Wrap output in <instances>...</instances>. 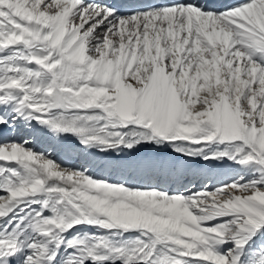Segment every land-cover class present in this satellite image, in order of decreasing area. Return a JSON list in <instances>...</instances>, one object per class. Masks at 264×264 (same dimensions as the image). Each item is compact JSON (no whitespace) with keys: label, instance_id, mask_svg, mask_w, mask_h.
<instances>
[{"label":"snow or ice","instance_id":"6c2138e0","mask_svg":"<svg viewBox=\"0 0 264 264\" xmlns=\"http://www.w3.org/2000/svg\"><path fill=\"white\" fill-rule=\"evenodd\" d=\"M0 264H264V0H0Z\"/></svg>","mask_w":264,"mask_h":264},{"label":"rangeland","instance_id":"374dc122","mask_svg":"<svg viewBox=\"0 0 264 264\" xmlns=\"http://www.w3.org/2000/svg\"><path fill=\"white\" fill-rule=\"evenodd\" d=\"M44 145L43 144H41V145H38V147H43ZM61 158H63V157H61ZM98 174H100V175H108V173H106V172H98ZM199 177H197L196 178V181H198V182H196V181H194V183L197 185V187H199L202 183H205L206 181L204 180V181H202L201 182V180L203 179V178H199ZM224 178H226V177H222V179H224ZM201 183V184H200ZM213 183H215V181H213Z\"/></svg>","mask_w":264,"mask_h":264},{"label":"bare ground","instance_id":"6f19581e","mask_svg":"<svg viewBox=\"0 0 264 264\" xmlns=\"http://www.w3.org/2000/svg\"><path fill=\"white\" fill-rule=\"evenodd\" d=\"M102 173H103V172H102ZM106 173H107V172H106ZM198 179H199V178H198ZM200 179H201V178H200ZM189 180H191L192 183H194V181H196V178H192V177H190ZM202 181H204V180L202 179L201 182H202ZM184 182H185V183H188V180H185ZM196 182H198V181H196ZM200 184H201V183H200Z\"/></svg>","mask_w":264,"mask_h":264}]
</instances>
